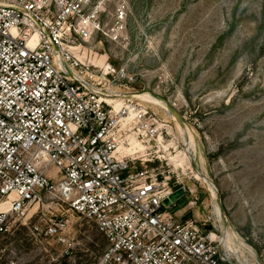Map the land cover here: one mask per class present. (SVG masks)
I'll return each mask as SVG.
<instances>
[{
	"label": "built area",
	"instance_id": "2783aa9c",
	"mask_svg": "<svg viewBox=\"0 0 264 264\" xmlns=\"http://www.w3.org/2000/svg\"><path fill=\"white\" fill-rule=\"evenodd\" d=\"M110 1L0 0V229L52 199L104 235L98 264H254L255 251L209 190L206 220L183 221L164 201L180 188L195 205L200 197L170 175L138 169L136 152L121 148L134 139L126 136L132 121L149 146L159 129L148 106L118 101L125 94L116 85L133 80L126 67L82 56L98 34L122 39L128 8L118 0L106 28ZM52 166L63 175L59 184L48 177ZM67 228L57 218L45 236L70 246Z\"/></svg>",
	"mask_w": 264,
	"mask_h": 264
},
{
	"label": "rangeland",
	"instance_id": "374dc122",
	"mask_svg": "<svg viewBox=\"0 0 264 264\" xmlns=\"http://www.w3.org/2000/svg\"><path fill=\"white\" fill-rule=\"evenodd\" d=\"M117 1L105 7L106 28L115 22ZM121 1L128 8L122 39L98 34L82 52L84 59L126 67L133 80L116 85L125 94L118 101L144 104L157 118L151 146L132 121L126 136L134 139L121 148L136 152L138 169L170 175L172 184L200 197L195 205L189 192L169 207L183 221L206 220L210 191L229 226L255 251L253 263L264 264V0ZM62 176L56 166L48 171L56 184ZM61 217L70 246L45 236ZM106 241L68 203L46 199L7 218L0 264H98Z\"/></svg>",
	"mask_w": 264,
	"mask_h": 264
},
{
	"label": "water",
	"instance_id": "95a60500",
	"mask_svg": "<svg viewBox=\"0 0 264 264\" xmlns=\"http://www.w3.org/2000/svg\"><path fill=\"white\" fill-rule=\"evenodd\" d=\"M167 106L169 110L174 114V116H176L179 120H181L179 114L174 110V108L169 103H167ZM185 194H186L185 190L183 188H180L176 190L173 194H171L170 197L164 201V203L167 207H170L173 203L181 199Z\"/></svg>",
	"mask_w": 264,
	"mask_h": 264
},
{
	"label": "bare ground",
	"instance_id": "6f19581e",
	"mask_svg": "<svg viewBox=\"0 0 264 264\" xmlns=\"http://www.w3.org/2000/svg\"><path fill=\"white\" fill-rule=\"evenodd\" d=\"M196 178L198 179V180H200L201 179V177H200V174L199 175H196ZM213 186L215 187V189H216V186L213 184ZM1 207H5V204H2L1 205ZM217 209L220 211V209L217 207Z\"/></svg>",
	"mask_w": 264,
	"mask_h": 264
},
{
	"label": "trees",
	"instance_id": "16d2710c",
	"mask_svg": "<svg viewBox=\"0 0 264 264\" xmlns=\"http://www.w3.org/2000/svg\"><path fill=\"white\" fill-rule=\"evenodd\" d=\"M106 246H107V241L105 242V248H106ZM105 248H104V250H105Z\"/></svg>",
	"mask_w": 264,
	"mask_h": 264
}]
</instances>
